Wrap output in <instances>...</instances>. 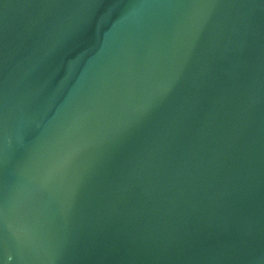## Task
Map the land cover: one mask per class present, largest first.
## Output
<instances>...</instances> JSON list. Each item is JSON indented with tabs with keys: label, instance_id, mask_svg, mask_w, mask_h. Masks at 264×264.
Listing matches in <instances>:
<instances>
[{
	"label": "water",
	"instance_id": "water-1",
	"mask_svg": "<svg viewBox=\"0 0 264 264\" xmlns=\"http://www.w3.org/2000/svg\"><path fill=\"white\" fill-rule=\"evenodd\" d=\"M0 264H264V0H0Z\"/></svg>",
	"mask_w": 264,
	"mask_h": 264
}]
</instances>
